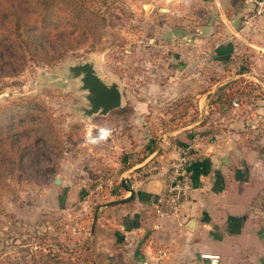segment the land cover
Wrapping results in <instances>:
<instances>
[{
    "label": "rangeland",
    "instance_id": "1",
    "mask_svg": "<svg viewBox=\"0 0 264 264\" xmlns=\"http://www.w3.org/2000/svg\"><path fill=\"white\" fill-rule=\"evenodd\" d=\"M50 1L69 18L78 7L90 38L70 44L60 61L30 59L18 74L6 68L7 76H0V112L6 114L0 124L15 122L19 147L33 138L30 150L16 157L0 143V264H127L111 253L119 239L115 225L124 217L112 207L128 202L107 205L126 198L123 179L157 172L155 145L176 131L196 134L227 122L236 114V97L240 109L257 106L264 65L257 63L259 48L241 40L245 61L239 66L213 61L209 46L201 52L207 61L202 68L179 69L189 65L177 52L188 45L189 34H165L175 23L167 12L171 1ZM85 62L123 92L122 106L109 116L84 110L89 92L70 67ZM250 74H261L263 83ZM100 129L111 134L93 143ZM2 137L6 141L7 134Z\"/></svg>",
    "mask_w": 264,
    "mask_h": 264
},
{
    "label": "crops",
    "instance_id": "2",
    "mask_svg": "<svg viewBox=\"0 0 264 264\" xmlns=\"http://www.w3.org/2000/svg\"><path fill=\"white\" fill-rule=\"evenodd\" d=\"M168 1L172 7L167 12L175 23L165 34H189L188 45L177 51L189 65L179 64V69L202 68L207 61L201 52L209 46L213 61L239 66L245 61L240 46L244 42L259 48L254 50L257 63L264 65V15L246 22L255 0ZM257 103L250 110L233 107L236 114L224 124L207 125L209 129L196 134L182 129L155 145L159 170L144 179L131 178L133 199L112 207L121 208L124 217L115 225L119 239L111 256L127 264H150L156 249L165 248L169 254L163 264H205L209 259L204 255L218 256V264H264V94ZM136 109L139 112V106ZM188 143L194 145L189 196L160 216L156 208L166 192L167 169ZM103 220L101 216L97 225L100 231Z\"/></svg>",
    "mask_w": 264,
    "mask_h": 264
},
{
    "label": "trees",
    "instance_id": "3",
    "mask_svg": "<svg viewBox=\"0 0 264 264\" xmlns=\"http://www.w3.org/2000/svg\"><path fill=\"white\" fill-rule=\"evenodd\" d=\"M74 4L78 6L79 2ZM62 8L50 0H0V76H7L3 73L6 68L11 70L10 74H18L30 59L47 63L60 61L70 50V44H79L85 36L90 38L87 26L80 23L79 8L71 18L65 17ZM5 117V112H0V122ZM41 124L37 130L42 128ZM4 134H7L6 141ZM18 138L14 121L7 126L0 124V143L8 144L15 157L23 148L30 150L33 144L31 137V143L19 147Z\"/></svg>",
    "mask_w": 264,
    "mask_h": 264
},
{
    "label": "built area",
    "instance_id": "4",
    "mask_svg": "<svg viewBox=\"0 0 264 264\" xmlns=\"http://www.w3.org/2000/svg\"><path fill=\"white\" fill-rule=\"evenodd\" d=\"M255 3V9L246 16L247 24L254 23L259 17L264 15V0H255ZM240 104L241 100L239 97L233 99L232 106L234 108L240 107ZM193 152L194 145L188 143L181 148L178 158L173 160L167 174L168 181L165 195L156 208V212L160 216H167L170 209L179 207L188 198L191 190V176L188 167L193 159ZM168 254L167 249L159 248L155 252L153 264H163ZM203 257L209 259L205 264L219 263L218 256L204 255Z\"/></svg>",
    "mask_w": 264,
    "mask_h": 264
},
{
    "label": "water",
    "instance_id": "5",
    "mask_svg": "<svg viewBox=\"0 0 264 264\" xmlns=\"http://www.w3.org/2000/svg\"><path fill=\"white\" fill-rule=\"evenodd\" d=\"M76 76H82L83 89L88 90L87 99L89 107L85 108L87 115L100 114L107 116L110 112L118 109L123 104V92L117 83H107L98 73L93 63L85 62L70 67ZM60 179L57 178V182ZM123 186L130 192V195L122 200L107 203L113 205L118 203L129 202L135 195L129 178L122 181Z\"/></svg>",
    "mask_w": 264,
    "mask_h": 264
},
{
    "label": "clouds",
    "instance_id": "6",
    "mask_svg": "<svg viewBox=\"0 0 264 264\" xmlns=\"http://www.w3.org/2000/svg\"><path fill=\"white\" fill-rule=\"evenodd\" d=\"M110 134H111V133H110L109 130H107V129H101L100 137H99L98 139H94V140H92V142H93V143H97L98 140H100V139H104V138H106L107 136H109ZM88 136H91V130H89V132H88Z\"/></svg>",
    "mask_w": 264,
    "mask_h": 264
}]
</instances>
